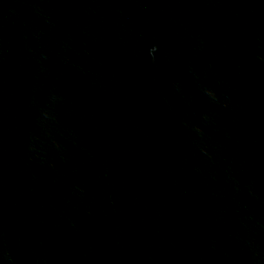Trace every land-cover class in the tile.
<instances>
[{"label": "water", "instance_id": "1", "mask_svg": "<svg viewBox=\"0 0 264 264\" xmlns=\"http://www.w3.org/2000/svg\"><path fill=\"white\" fill-rule=\"evenodd\" d=\"M0 264H264V0H0Z\"/></svg>", "mask_w": 264, "mask_h": 264}]
</instances>
